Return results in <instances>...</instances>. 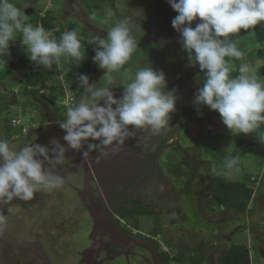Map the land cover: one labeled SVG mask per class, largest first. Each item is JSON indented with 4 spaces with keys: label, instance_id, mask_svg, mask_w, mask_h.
I'll use <instances>...</instances> for the list:
<instances>
[{
    "label": "clouds",
    "instance_id": "1",
    "mask_svg": "<svg viewBox=\"0 0 264 264\" xmlns=\"http://www.w3.org/2000/svg\"><path fill=\"white\" fill-rule=\"evenodd\" d=\"M168 3L177 13L172 27L180 34L179 42L187 53L189 66H198L204 74L193 101L197 111L206 106L218 112L233 136L261 129L264 81L249 75L247 64L240 65L238 75L231 73L232 61L244 57L232 37L242 29L254 30L264 24V0H168ZM139 31V24L125 17L109 26L106 36L90 38L95 53L93 63L103 71V76L96 84L90 83L86 75L79 76L83 95L74 106L67 107L64 119L59 122L65 133L64 145L52 139L51 149L35 143L18 148L0 136V204L14 199L31 201L41 191L51 193L63 187L64 178L58 168L65 163L70 149L80 151L87 144V150L82 152L84 157L98 152V159L107 158L137 131L157 135L170 126V114L175 111L178 97L175 91H166L164 72L154 70L148 63L134 71L125 67L138 49ZM17 32L22 34L21 45L28 58L47 70L59 65L62 58L78 62L77 66L86 58L75 29L53 38L43 25L27 23L12 0H0V63L10 55V44ZM121 70L124 75L118 79ZM117 86L123 88L119 99L112 91ZM258 138L264 142V134ZM238 159L230 156L226 167L234 168Z\"/></svg>",
    "mask_w": 264,
    "mask_h": 264
},
{
    "label": "rangeland",
    "instance_id": "2",
    "mask_svg": "<svg viewBox=\"0 0 264 264\" xmlns=\"http://www.w3.org/2000/svg\"><path fill=\"white\" fill-rule=\"evenodd\" d=\"M40 1L12 0L21 9L23 14L27 13L25 11L27 7L28 9L29 7L34 9L35 13L30 19L35 18L36 12H38L37 17L49 14L53 17L56 16V22L54 23L56 31L61 26H64V29L68 26L69 28H74L81 39L82 48L86 52V58L79 66H77L78 62L62 58L59 65H53L51 70H47L31 61L26 54L25 47L22 45L17 47L16 54L9 49L10 55L7 58H3L4 62L0 65V85L13 91L16 88L20 89V92H12L17 99L16 104H10V107L7 104H2L0 107L2 113L3 110H6L4 112L5 115L3 114L4 116L1 118V122L7 121L9 123L11 120L18 121L17 126L10 127L8 130L9 135L15 134L17 138H21L22 128H26L27 131L31 125H35L42 120V115L40 114L42 112V106L39 104L41 98L39 97L48 95L49 93H54L53 101L55 103L51 105L59 109L58 115L63 119L67 107L73 103L75 105L79 101L78 98L80 99L83 95V89H80L81 86L79 85V78L76 80L72 74L74 72L76 76H80L78 72L83 71L84 63H89L91 53L94 52L93 45L89 44L90 37L93 35L106 36V30L109 26H112L122 18L128 17L134 24H139L141 31L137 32L138 49L133 54L130 64L125 67H131L134 71L136 67L148 63L154 70L163 71L167 82L166 91H175L178 97L175 111L170 114V126L167 130H164L167 131L166 136L169 140L163 145H160L158 138L153 142L150 141L154 135L146 132L144 137L147 140L144 141V146L133 149V152L139 158L147 159L149 157V159H153L156 152L159 151L157 155L159 159L157 158L155 163V171H158L161 177H165L171 183L170 185L174 186L173 189L170 187L171 191L161 186L159 193L166 194L173 200H179L183 203L184 210L190 215L188 222L185 223V225H188V233H199L204 235L205 238H209L210 231H215L218 228L228 229L234 225V222H243L244 224L251 223L257 232L264 234V221H262L264 219V160L251 157L247 153H242L238 143H236L238 139L242 141H248V139L255 141L259 136H250V134L233 136L222 123L219 113L210 110L208 107L207 113L204 111L197 113L188 123L184 119L177 122L174 120L183 107L194 104L193 101L198 92L199 79H197V71L188 64L187 53L183 50L179 42L181 39L180 34L172 27V20L177 13L171 8L168 0H102L103 6L101 5V8H104L101 9V13L93 14L94 17L91 16V19L89 10L92 13V5H95L99 0H79L81 3L78 0H45L48 3H46V7H43L44 5L42 3L40 5L42 8L37 10ZM53 1L58 2L55 4ZM68 10L70 12H67ZM82 13H85L86 17L82 16ZM198 22L197 20L192 26L195 27V23ZM250 33H252V29L247 31L242 29L240 31L235 38L238 47L241 51L244 50L243 52L245 54L248 53V55H254V52L256 51L258 53L259 50L261 55L264 54V44H258L253 41V34ZM52 34L55 35L54 33ZM20 36L21 33L17 32L15 39L11 43H19ZM232 38L234 39V36ZM20 53L21 55H19ZM248 55L244 57L246 58L244 64H247L249 68V75L256 77L260 81H264V66H262V63H264V55H262V58H257L254 61L250 60ZM5 63L9 67H5ZM259 69L262 70L261 73ZM235 70L237 71L233 67L232 72ZM92 71H94V74L86 76L89 77L90 83L96 84L103 76V71L98 66ZM123 75L124 71L121 70L118 74V79L122 78ZM58 77L62 79L61 82L58 81ZM39 78L41 81L38 84L43 86L38 89L36 81H39ZM43 79L48 80L45 83ZM32 80H34L36 85L33 84L34 82ZM22 82L23 84H21ZM26 85L30 86L29 88L31 89L27 90L25 88ZM62 85H65V87ZM72 85L76 88H72ZM79 89L81 93L78 92ZM40 91H43L44 94L40 95ZM112 91L114 92V97L117 99L123 94V88L119 86L113 88ZM77 92L79 93L78 96H76ZM8 93L10 92L8 91ZM27 96H30L31 101L28 100ZM33 108L37 109L38 114L35 111H33L35 114H31ZM197 137L198 139H196ZM127 142L128 139L125 143ZM158 145L159 148H157ZM219 147L224 154L219 152ZM230 156L239 158L237 165L231 170L226 167V160ZM214 157H218V159L214 160ZM133 164L135 166L136 163ZM217 166L220 167L225 175L229 176L231 183L240 181V178H243L244 175L251 174L260 177V179L256 178L254 185H251L254 190L253 197H255L254 200L252 199V202L256 201V215L254 217L257 216V221L251 222V215L253 213H248L243 216L238 213L233 214L232 212L230 215V213L222 211L216 202L212 200L208 201L210 197L208 190L210 186L213 187L212 179ZM142 168L140 167V169ZM222 172L220 173L223 174ZM55 195L58 196V193H55ZM35 197L31 200L34 203L36 202L34 200ZM59 197V200H65L64 195ZM136 198L132 197L134 201ZM13 201H16V204H13L12 208L20 206L19 203L21 204L22 202V200L18 199H14ZM29 202L26 203L30 207L29 211L24 213L28 215V219H33V213L39 208L33 203V209L31 210ZM127 204L133 206V204ZM130 206L127 207L130 209ZM162 207L164 206L161 205ZM213 207H215V211H213ZM140 208L138 207L137 209ZM208 209L209 211H207ZM61 210L62 207L59 211ZM11 211V213H16L22 211V208L20 206L17 210L11 209ZM162 214L164 215V213ZM232 218L236 221H233ZM40 220H42L41 217ZM121 220L128 224L126 219ZM137 221L139 229L143 232L156 233V231H153V220L150 221L146 216H139ZM247 237L249 236L238 232L232 237V243L233 245L247 246ZM204 249L207 252L209 250L208 248ZM251 249L256 253V258L252 260L251 264H264V256L256 251L254 241L253 243L251 241V244L249 243V250ZM189 254L185 256V261L189 262L192 256H196V253ZM196 257L199 258V256ZM204 258V256H201L200 261L202 262Z\"/></svg>",
    "mask_w": 264,
    "mask_h": 264
},
{
    "label": "flooded vegetation",
    "instance_id": "3",
    "mask_svg": "<svg viewBox=\"0 0 264 264\" xmlns=\"http://www.w3.org/2000/svg\"><path fill=\"white\" fill-rule=\"evenodd\" d=\"M3 97L2 104L10 106V96L6 93ZM4 112L6 110L0 118ZM179 120L182 118L176 122ZM10 126L11 121H2L0 136L18 148L35 143L51 149L52 139L65 144L64 131H43L39 137L33 131H21L22 137L17 138L15 134L9 135ZM166 134L167 131H163L150 141L158 138L163 145L169 140ZM145 135L146 131H137L118 152L107 158L98 159V152L84 157L82 152L87 150V144L80 151L70 149L65 163L58 168L59 175L64 178L63 187L51 193L41 191L36 194V202H29L31 210L33 203L39 208L37 214L33 213V219H28L24 213L29 211L28 201L19 203L22 211L16 213H11V209L20 207L12 208L16 201L0 204V217H3L0 220V264H191V261H185L189 253L199 256L191 260L206 257L199 264H216V258L224 254L229 235L246 228L245 225L234 222V226L223 234L218 228L220 237L214 244L204 235L188 233L185 223L190 215L184 210L183 203L159 193L161 186L174 188L155 171L159 151L153 159L139 158L133 152L144 146ZM211 190L212 186L208 190V201L214 199ZM60 193L65 200H59ZM132 197H137V201ZM138 207L154 213L148 219L153 220L156 233L140 230L135 216L125 218L128 224L119 222L120 212ZM204 247L209 249L206 254L201 252ZM179 256L181 261L174 262Z\"/></svg>",
    "mask_w": 264,
    "mask_h": 264
},
{
    "label": "trees",
    "instance_id": "4",
    "mask_svg": "<svg viewBox=\"0 0 264 264\" xmlns=\"http://www.w3.org/2000/svg\"><path fill=\"white\" fill-rule=\"evenodd\" d=\"M101 5H102V0H99V2H97L95 5H92V8L94 9H101ZM55 20V18L53 17V19H47V18H43L41 19V25H43V27L45 28V30H48L52 33L55 34V37L58 39L59 36L61 35V33L63 32V30H55V27H53L51 25V22ZM253 34V41H255L258 44H264V25H257L256 28L254 30H252ZM239 34V33H238ZM238 34L234 35V39L238 36ZM244 51V50H243ZM242 51V52H243ZM263 52V50H262ZM244 53V52H243ZM264 53V52H263ZM245 54V53H244ZM248 55L245 54L244 57ZM260 50L258 51V53L255 51L254 55H248L250 57V60L254 61L257 58H262L264 54H262L261 56ZM241 59V60H233L232 64L233 67L235 69H237V71L235 70L234 72H232V75H238L239 74V67L241 64L245 63L246 58ZM92 66H93V59H91V61L89 63H84V68L83 71L78 72V74H83V75H91L94 74V71H92ZM198 74V77H200L199 79V86L198 89L202 86V82H203V73L200 72L199 67H193ZM261 70V69H259ZM260 73L262 72L259 71ZM73 77L76 78V80H78L77 78H79V76H76V73L73 72ZM72 88H76L73 85L71 86ZM82 89V88H80ZM79 89L78 92L81 93V90ZM76 94V96H78V93ZM44 96V95H43ZM42 96V97H43ZM206 112L207 111V107L206 106H202L199 111H197L196 106L193 104L191 106L188 107H184L180 114L175 118V120L178 119H184V121H186V123L189 122V120L195 116L197 113L200 112ZM207 113V112H206ZM264 126H262L261 129L254 131L253 133H250V136H259L261 134V132L263 131ZM198 139V137L196 138ZM236 143H238L239 148L241 149L242 153H247L249 154L251 157H255V158H259L264 160V145L260 144V142H250V141H242V140H236ZM219 152L224 154V152L222 151V149H220L219 147ZM218 159V157H214V160ZM215 172H214V176H213V187H212V194L214 196V199L212 200L213 202H216L218 204L219 207H223L225 209H230V210H238L240 212H245L247 209V206L250 202V200L252 199V196L254 194V190L252 188V184H255V179L253 178V181H250V175L247 178L248 179V183H249V187L245 186L243 181H238V182H233L231 183L230 178L228 175H225V173H223L220 169L219 166H217L215 168ZM220 172H222L223 174H221ZM154 215L153 212H151L150 210L146 209L145 207H141L140 209H135V210H124L123 212L119 213V217L121 219H125L129 216H135V217H139V216H146V217H150ZM182 255V254H181ZM180 256L178 258H176V260H174V262L178 263L180 262ZM193 262L195 264H199L201 263L200 260L194 259ZM220 263L221 264H249V258H248V253L247 250L242 247V246H232L229 248V250L220 258Z\"/></svg>",
    "mask_w": 264,
    "mask_h": 264
},
{
    "label": "crops",
    "instance_id": "5",
    "mask_svg": "<svg viewBox=\"0 0 264 264\" xmlns=\"http://www.w3.org/2000/svg\"><path fill=\"white\" fill-rule=\"evenodd\" d=\"M48 1V0H47ZM47 1L45 2V0L43 1V0H41L40 1V3H39V6H38V8H37V10L39 9V8H42V7H40V5L43 3V7H46V5L48 4L47 3ZM53 2H55V4L58 2V1H53ZM78 2L79 3H81L79 0H78ZM47 3V4H46ZM88 4V3H87ZM86 4V5H87ZM66 6V5H65ZM83 7H84V5H82ZM103 6V5H102ZM71 8H72V6H71ZM104 8V7H103ZM103 8H101V9H103ZM92 10H93V12L92 13H90V11L91 10H89V16H90V19H91V16H93L94 17V15L93 14H96V13H101V9H94V8H91ZM73 10V9H72ZM25 11L27 12L26 14H24L25 15V17L27 18V23H32L33 25H41V19H43V18H47V19H53V16L52 15H43L42 17H40V16H36L37 14H38V12H36V15H35V18L34 19H30V17L35 13V11H34V9H32V8H30L29 7V9H28V7L25 9ZM74 11V10H73ZM54 12V11H53ZM67 12H70L69 10L67 11ZM75 12V11H74ZM50 13V12H49ZM82 16H84V17H86V14L85 13H82L81 14ZM80 15V16H81ZM29 18V19H28ZM54 18H55V20H53L52 22H51V25L53 26V27H55V25H54V23L56 22V16H54ZM111 19H112V13H111ZM74 26V25H73ZM56 29V28H55ZM63 30V31H66V30H73L74 28H69V26L66 28V29H64V26H61L60 27V29L59 30ZM48 31V30H47ZM86 31H87V28H86ZM50 32V31H49ZM88 32V31H87ZM51 34H52V32H50ZM82 34V33H81ZM22 35V34H21ZM53 35V34H52ZM21 37V36H20ZM53 38H56L55 37V35H53ZM91 38V37H90ZM19 45H21V38H19V43H12V44H10V49L13 51V53L14 54H16L15 53V51H16V49H17V47L19 46ZM94 47V46H93ZM18 53V52H17ZM19 55H21V53L19 54ZM95 55V53L94 52H92L91 53V58L89 59V62L91 61V59L93 58V56ZM1 64H3V63H0V65ZM263 65L262 66H264V63H262ZM9 67V65L7 64V63H5V67ZM56 66V65H55ZM97 68V65L95 64V63H93V66H92V70H94V69H96ZM263 68V67H262ZM1 72V71H0ZM40 79V78H39ZM44 81H45V83H46V80H48V79H43ZM33 82H34V80H32ZM41 81V79L39 80V81H36L37 82V87H38V89L39 88H42L41 86H43V85H41V84H38L39 82ZM58 81H62V79L60 78V77H58ZM21 84H23V82L21 83ZM33 84H35L36 85V83L34 82ZM60 86V85H59ZM63 86V85H62ZM30 86H28V85H26V89L27 90H30L31 88H29ZM63 87H65V85L63 86ZM8 91L10 92V93H8ZM16 93L17 92H20V89L19 88H16L15 90H14ZM13 90H9V89H7L5 86H2V85H0V94H2V95H4V94H6L7 93V95L8 96H10V99H12L11 101V104H16L17 103V99L15 98V96H14V94H12V92H14ZM14 92V93H15ZM39 94L40 95H43L44 93H43V91H40L39 92ZM54 93H49L48 95H44L43 97L41 96V97H39V98H41V101H40V104H41V106H42V112H40V114L42 115V120L39 122V123H37V124H35V125H31L30 127H29V129H27V131H33L34 133V135L36 136V137H39L42 133H43V131H63L60 127H59V122L60 121H62L63 119L62 118H60L59 117V115H58V112H59V109H57V108H54V106H52L51 104H54L55 102L53 101V97H54V95H53ZM2 95H0V107H1V105H2V101H3V99L5 98V97H3L2 98ZM2 98V99H1ZM27 98H28V100H30V96H27ZM31 101V100H30ZM37 101V100H36ZM71 106H74L73 104H71ZM10 107V106H9ZM9 109V108H8ZM33 111H35L37 114H38V111H37V109H32V111H31V114L33 115ZM1 110H0V115H1ZM35 114V113H34ZM40 116V115H39ZM1 119V118H0ZM13 121H15V120H13ZM18 122V121H17ZM0 123H1V120H0ZM11 123H12V120H11ZM18 125V124H17ZM17 125H12V127L13 126H17ZM11 127V126H10ZM11 127V128H12ZM264 128V127H263ZM22 131H26V128H22ZM261 134H264V129H263V131L261 132ZM260 134V135H261ZM259 135V136H260ZM248 141H250L251 143L252 142H260V144H262V145H264V142H261V140L258 138L257 140H255V141H252L251 139H248ZM231 170V169H230ZM230 172V171H229ZM250 178H254L255 180H256V178H259L260 179V177L259 176H256V175H251L250 174ZM249 177V175H244L243 176V178L241 177L239 180L240 181H243L244 182V184H245V186L247 187H249V181H248V178ZM259 179H257L258 181H259ZM200 183V182H199ZM253 196H254V194H253ZM252 196V199L254 200L255 199V197H253ZM252 199L250 200V202H249V204H248V206H247V209H246V211L245 212H240V211H238V210H230V209H225V208H222L221 207V209H222V211H226V212H228V213H230V215L232 214V212H233V214H235V213H238V214H240V215H247L248 213H253L252 215H251V222H255V221H257L256 220V217H254L255 215H256V213H255V209H256V201H253L252 202ZM264 215V214H263ZM262 221H264V219L262 220ZM237 224H240V225H242V224H244L243 222H239V223H237ZM237 224H235V225H237ZM245 225V227L246 228H243L241 231H239V232H241L242 234H245L246 236H249V237H247V246H245V245H233V243H232V237L234 236V235H236L238 232H234L233 234H231V235H229V239L225 242L226 243V247H225V250H224V254L229 250V248L230 247H232V246H242V247H244L246 250H247V253H248V258H249V264H251V262H252V260L254 259V258H256V253H255V251L253 250V249H251V250H249V243L251 244V241H252V243H253V241H254V243H255V246H256V251L260 254V255H262V256H264V234H261V233H259V232H257L254 228H253V225L250 223V224H244ZM234 226V225H233ZM232 226V227H233ZM230 228H228V229H221L220 230V233H225L226 231H228ZM220 233H219V230L217 229V230H215V231H210V239H211V241H212V243L214 244L216 241H217V239L220 237L219 235H220ZM219 236V237H218ZM218 237V238H217ZM251 238V239H250ZM203 243H204V241H203ZM209 244H211V243H209ZM202 245V244H201ZM206 244L204 243V246H205ZM204 248H207V247H204ZM202 249V251L201 252H207L206 251V249ZM205 250V251H204ZM206 254V253H205ZM223 254V255H224ZM194 256H192V258H193ZM205 257V256H204ZM206 258V257H205ZM205 258H204V260H205ZM203 260V261H204ZM216 264H221L220 263V258H216ZM191 264H194V262H193V260H191V262H190Z\"/></svg>",
    "mask_w": 264,
    "mask_h": 264
},
{
    "label": "built area",
    "instance_id": "6",
    "mask_svg": "<svg viewBox=\"0 0 264 264\" xmlns=\"http://www.w3.org/2000/svg\"><path fill=\"white\" fill-rule=\"evenodd\" d=\"M75 96V95H74ZM71 100H73V99H71ZM12 125H17L18 124V122L17 121H12V123H11ZM251 181H253V179H251ZM119 222L122 224V225H124L125 223L122 221V220H119Z\"/></svg>",
    "mask_w": 264,
    "mask_h": 264
}]
</instances>
